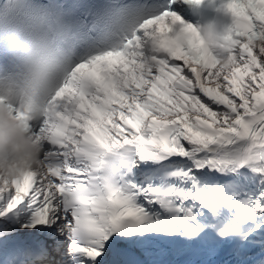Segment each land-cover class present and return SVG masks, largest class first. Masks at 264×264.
Returning <instances> with one entry per match:
<instances>
[{"label":"snow or ice","instance_id":"obj_1","mask_svg":"<svg viewBox=\"0 0 264 264\" xmlns=\"http://www.w3.org/2000/svg\"><path fill=\"white\" fill-rule=\"evenodd\" d=\"M222 7L210 43L181 0H138L43 112L0 95L42 145L0 167V264H264V0Z\"/></svg>","mask_w":264,"mask_h":264},{"label":"clouds","instance_id":"obj_2","mask_svg":"<svg viewBox=\"0 0 264 264\" xmlns=\"http://www.w3.org/2000/svg\"><path fill=\"white\" fill-rule=\"evenodd\" d=\"M138 0H0V95L43 112L81 62L131 31L125 10ZM139 23V20L136 21ZM210 43L215 21L203 32ZM84 71H94L86 65ZM11 113L0 112V167L39 168L42 145Z\"/></svg>","mask_w":264,"mask_h":264}]
</instances>
